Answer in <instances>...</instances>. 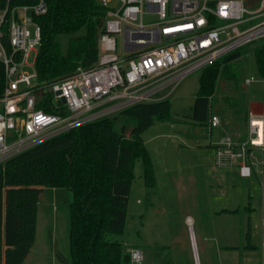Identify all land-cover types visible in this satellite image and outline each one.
<instances>
[{
	"label": "built area",
	"instance_id": "obj_1",
	"mask_svg": "<svg viewBox=\"0 0 264 264\" xmlns=\"http://www.w3.org/2000/svg\"><path fill=\"white\" fill-rule=\"evenodd\" d=\"M98 1L106 17L97 62L45 83L29 57L35 52L36 62L42 41L37 17L47 11V0H0V61L7 83L0 99V165L86 123L168 99L193 72L264 41V0ZM147 13L155 17L145 22ZM209 123L217 127L221 119L212 114ZM247 127L245 139L225 134L214 142V158L220 167H238L244 177L257 171L264 193V98L250 104ZM129 251L131 263L142 264L143 250Z\"/></svg>",
	"mask_w": 264,
	"mask_h": 264
},
{
	"label": "trees",
	"instance_id": "obj_2",
	"mask_svg": "<svg viewBox=\"0 0 264 264\" xmlns=\"http://www.w3.org/2000/svg\"><path fill=\"white\" fill-rule=\"evenodd\" d=\"M47 5V11L37 17L42 41L35 69L40 81L52 83L97 62L106 9L98 0H47ZM63 34L70 36L66 52L59 42ZM253 51L264 78V41ZM237 56L239 52L223 62ZM221 68L222 62H217L201 74L193 106L196 122L205 123L211 115V97ZM6 85L5 66L0 61V99ZM38 106L52 111L47 103ZM170 111L168 99L139 103L59 134L0 165V264H23L30 253L36 240L40 194L46 187L73 193L71 264H132L129 249L133 246L114 236L126 231L137 161L143 164L146 186L156 185L142 134L156 119H169ZM235 118L229 124H236ZM250 232L249 228L248 240Z\"/></svg>",
	"mask_w": 264,
	"mask_h": 264
},
{
	"label": "rangeland",
	"instance_id": "obj_3",
	"mask_svg": "<svg viewBox=\"0 0 264 264\" xmlns=\"http://www.w3.org/2000/svg\"><path fill=\"white\" fill-rule=\"evenodd\" d=\"M154 17L155 14L147 13L144 21ZM69 38L67 34L59 37L63 52L68 49ZM256 45L240 48L239 56L222 63L210 102V110L222 117L227 126L236 117V127L245 137L250 104L264 98V78L259 75L253 51ZM35 54L29 57L32 68ZM202 72L187 76L168 97L170 118L156 119L143 132L156 188L146 186L144 172L138 173L142 167L138 161L128 201L126 231L114 238L140 247L144 252L142 264H264V249L260 247L264 224L257 193L259 178L254 175L241 178L236 172L228 175L216 170L214 151L208 146L210 123L196 122L193 118ZM247 78L258 81L247 84ZM220 131V127L212 130L215 141L222 137ZM58 189L53 192V188L46 187L42 192L36 245L24 264H71L73 193L66 188ZM249 191L252 197H248ZM234 205H240L242 210L228 213L226 209ZM248 205L253 208L249 240V214L245 210ZM187 215L193 218L191 224L185 222ZM249 241L256 248H250Z\"/></svg>",
	"mask_w": 264,
	"mask_h": 264
},
{
	"label": "crops",
	"instance_id": "obj_4",
	"mask_svg": "<svg viewBox=\"0 0 264 264\" xmlns=\"http://www.w3.org/2000/svg\"><path fill=\"white\" fill-rule=\"evenodd\" d=\"M222 63H223V61H221ZM212 114H216V112H213V111H211V115ZM211 115H210V117H211ZM210 117L208 118V120L207 121H209L210 122ZM221 119V124L219 125V126H217V127H220V134H219V136L221 137V136H223V135H225V134H227V132H230V135H233V136H235V137H237V138H239V139H245L246 137L245 136H243L242 134H241V132H240V130L238 129V127H236L237 126V124H235V123H232V124H229L228 126L224 123V121H223V118L221 117L220 118ZM207 125V124H206ZM211 127V126H210ZM215 127H211V139H210V144L208 145L211 149H213V151H214V145H213V143L214 142H216V141H218V139H216V141L213 139L214 137H213V133H212V130L214 129ZM218 136V137H219ZM145 140V139H144ZM215 152V151H214ZM211 159V161H212V158H210ZM138 162V161H137ZM136 162V163H137ZM142 163V162H141ZM213 163H214V165H215V167L217 168H215L214 166H212L214 169H216V170H218V171H221V172H223V173H227L228 175L231 173V172H236V174L239 176V177H241V178H252L253 177V175L254 176H256L257 178H259V182H258V186H259V188L257 189V193L259 194L258 196H259V198H260V201H261V204H262V209H263V224H264V193H263V188H262V176L257 172V171H254V173L252 174V176H250V177H244V176H242L241 174H240V172H239V169H238V167H236V166H234V167H220V166H218L217 164H216V161H215V158H214V156H213ZM141 168L138 170V173H142L143 171H144V168H143V164H141ZM135 171H136V167H135ZM134 187V184H132V188ZM52 188V187H51ZM132 188H131V191H132ZM154 188H156V187H154ZM153 188V189H154ZM45 189V188H44ZM60 189H58V188H53V192H57V191H59ZM43 192V191H42ZM256 193V194H257ZM41 195H42V193L40 194V201H39V205H38V215H37V230H38V224H39V218H40V213H41V211H40V204H41V200H42V197H41ZM248 197H252V192L251 191H249V195H248ZM140 202V201H139ZM237 206V207H236ZM234 205V207H232L231 209H226V211L229 213H239V211L240 210H242L241 209V206L240 205ZM245 210H247V212H248V214H249V222H248V230H249V228L251 227L250 226V215H251V213L253 212V208H251L249 205L248 206H246L245 207ZM42 214V213H41ZM192 221H193V218L190 216V215H187L186 217H185V222H187L188 224H191L192 223ZM251 229V228H250ZM251 233V232H250ZM36 238H37V234H36ZM35 243H36V240H35ZM34 243V245H33V247H32V249H31V251L30 252H32V250H33V248H34V246L36 245ZM251 243V242H250ZM250 248H256V245H254V244H252L251 246H249ZM260 247H263V249H264V233H263V237H262V241H261V243H260ZM30 254V253H29ZM28 254V255H29ZM28 257V256H27ZM26 257V259H25V261L28 259ZM23 264H24V262H23Z\"/></svg>",
	"mask_w": 264,
	"mask_h": 264
},
{
	"label": "water",
	"instance_id": "obj_5",
	"mask_svg": "<svg viewBox=\"0 0 264 264\" xmlns=\"http://www.w3.org/2000/svg\"><path fill=\"white\" fill-rule=\"evenodd\" d=\"M62 101H63V102H66V99H65L64 97H62Z\"/></svg>",
	"mask_w": 264,
	"mask_h": 264
}]
</instances>
